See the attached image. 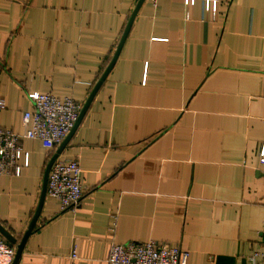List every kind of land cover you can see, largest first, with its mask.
Wrapping results in <instances>:
<instances>
[{
    "label": "crops",
    "instance_id": "obj_1",
    "mask_svg": "<svg viewBox=\"0 0 264 264\" xmlns=\"http://www.w3.org/2000/svg\"><path fill=\"white\" fill-rule=\"evenodd\" d=\"M138 2L0 0V129L23 134L27 93L82 110ZM60 145L22 140L27 165L0 176L15 249ZM262 145L264 0H144L57 158L78 161L81 203L62 211L46 195L17 264H107L111 243L146 242L187 264H249L264 253Z\"/></svg>",
    "mask_w": 264,
    "mask_h": 264
},
{
    "label": "built area",
    "instance_id": "obj_2",
    "mask_svg": "<svg viewBox=\"0 0 264 264\" xmlns=\"http://www.w3.org/2000/svg\"><path fill=\"white\" fill-rule=\"evenodd\" d=\"M155 3L156 0H150ZM196 0H183L185 7L194 5ZM210 2V1H208ZM215 11L216 1L211 3ZM32 110L22 115L23 134L9 129H0V176H19L18 161L23 153L22 140L39 141L46 150H52L62 143L74 128L81 105L71 97L57 98L46 93H27ZM3 106L0 105V109ZM258 163L264 171V145L258 152ZM84 191L81 184V168L77 160L56 159L48 178L46 195L60 202L62 211H75L82 200ZM15 247L0 239V264H12ZM73 250L71 258L75 259ZM188 253L178 247L146 243H111L106 259L107 264H187ZM249 264H264V253L255 252L247 257Z\"/></svg>",
    "mask_w": 264,
    "mask_h": 264
},
{
    "label": "water",
    "instance_id": "obj_3",
    "mask_svg": "<svg viewBox=\"0 0 264 264\" xmlns=\"http://www.w3.org/2000/svg\"><path fill=\"white\" fill-rule=\"evenodd\" d=\"M143 1H144V0H139V2H138V4H137V7H136L135 11L133 12V14H132V16H131V18H130V21H129L128 25H127L126 31L124 32V35H123V37H122V39H121V42H120V44H119V46H118V48H117V50H116V53H115V55H114V57H113L111 63L109 64V66H108L107 69L105 70V72H104L103 76L101 77V79H100V80L98 81V83L96 84V86H95V88L93 89V92L91 93V95H90V97H89L87 103H86V104L84 105V107L82 108V110H81V112H80V114H79L78 120H77V122H76L74 128L71 130V132L68 134V136L64 139V141L61 143V145H60L58 151L52 156V158L50 159V161H49L48 164H47V167H46V169H45V173H44V177H43L42 190H41V195H40V199H39V203H38L37 210H36V212H35V214H34L32 220H31V222H30V224H29V226H28V229H27V231L25 232V234H24L22 240H21L20 243L17 244V246H16L15 256H14V260H13V263H12V264H17V262H18V260H19V257H20V255H21V253H22V251H23V248H24L25 242H26L27 238L30 236V234L32 233V230H33V228H34V226H35V223H36V221H37V218H38V216H39V214H40L41 208H42V206H43V203H44V200H45V197H46L47 178H48V174H49L50 168H51L52 164L55 162V160L58 158L59 154L61 153L62 149L64 148L65 144L67 143V141H68V139H69L71 133H72L73 130L76 128V126H77L79 120L81 119L83 113L85 112V110H86V108H87V106H88L90 100L93 98L95 92L97 91V89H98L99 86L102 84V82L105 80L106 76L108 75L109 71L111 70V68H112V66H113V64H114V62H115V60H116V58H117V56H118V54H119V51H120V49H121L122 43H123V41H124V38H125V36H126L128 30H129V28H130V26H131V23H132V21H133L135 15H136V13H137V10H138L139 6L143 3ZM0 234H1V235L5 238V240H7L10 244H13V245L16 244L15 239H13V238L11 237V235H10L7 231H5L1 226H0Z\"/></svg>",
    "mask_w": 264,
    "mask_h": 264
}]
</instances>
